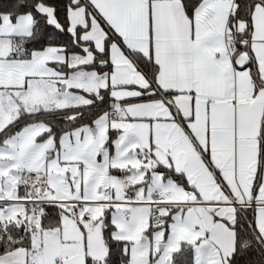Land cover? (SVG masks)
Here are the masks:
<instances>
[{"label": "snow or ice", "instance_id": "obj_1", "mask_svg": "<svg viewBox=\"0 0 264 264\" xmlns=\"http://www.w3.org/2000/svg\"><path fill=\"white\" fill-rule=\"evenodd\" d=\"M0 264H264V0H0Z\"/></svg>", "mask_w": 264, "mask_h": 264}]
</instances>
